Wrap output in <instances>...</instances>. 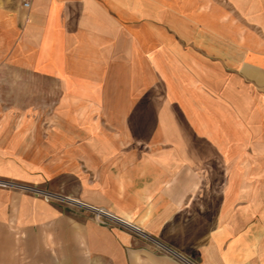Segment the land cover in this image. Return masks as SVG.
<instances>
[{
	"label": "crops",
	"instance_id": "1",
	"mask_svg": "<svg viewBox=\"0 0 264 264\" xmlns=\"http://www.w3.org/2000/svg\"><path fill=\"white\" fill-rule=\"evenodd\" d=\"M28 1L0 179L67 202L0 186V264H264V0Z\"/></svg>",
	"mask_w": 264,
	"mask_h": 264
},
{
	"label": "rangeland",
	"instance_id": "2",
	"mask_svg": "<svg viewBox=\"0 0 264 264\" xmlns=\"http://www.w3.org/2000/svg\"><path fill=\"white\" fill-rule=\"evenodd\" d=\"M22 86L24 87V85L22 84H15V83H0V107H4L5 105H24L25 103H30L31 101L34 102L33 100H30L28 98H23V95L26 94V89L22 88ZM28 92V91H27ZM30 101V102H29ZM36 120L39 119L40 123H46V115H35ZM18 183V182H17ZM21 184L22 186H27V187H31V189H25V188H21L24 191L27 192H32L34 194H37L39 196H41L42 198H44V194L33 189H39L41 191L44 192H48L51 194H55V195H60L62 196V194L59 193H55V192H51L49 190L43 189L37 185H32V184H28V183H18ZM49 201H54V202H67L65 200H59L57 198H50L48 199ZM94 218V216H93ZM95 219V218H94ZM100 224V223H99ZM111 222H109L108 224H102V225H110Z\"/></svg>",
	"mask_w": 264,
	"mask_h": 264
},
{
	"label": "built area",
	"instance_id": "3",
	"mask_svg": "<svg viewBox=\"0 0 264 264\" xmlns=\"http://www.w3.org/2000/svg\"><path fill=\"white\" fill-rule=\"evenodd\" d=\"M22 4L23 6L27 7L29 5V1L28 0H22ZM0 186L2 187H18V188H25V189H31V187H27V186H22L21 184H18L17 182L11 181V180H5V179H0ZM35 191L41 192L44 195V198H46L47 200L50 198H57L59 200H66V198L64 196H60V195H55V194H51L48 192H44L41 191L39 189H33ZM90 210L93 211V216L95 218V220L100 223V224H108L111 221H115L114 218L116 220H121L120 218H117L116 216L111 215L109 212L103 210L102 208H98V207H93V206H87ZM114 217V218H113ZM126 224H128L127 222H125ZM123 225V224H122ZM130 225V224H128ZM125 226V225H123ZM127 227V226H126ZM134 231H136L137 233L141 234L142 232H140L137 228H132ZM143 235V234H141Z\"/></svg>",
	"mask_w": 264,
	"mask_h": 264
},
{
	"label": "bare ground",
	"instance_id": "4",
	"mask_svg": "<svg viewBox=\"0 0 264 264\" xmlns=\"http://www.w3.org/2000/svg\"><path fill=\"white\" fill-rule=\"evenodd\" d=\"M113 218H114V217H113ZM114 220H115V221H118V222H120V223H124L125 225H127V224L125 223V221L116 220L115 218H114ZM129 226H130V225H129ZM130 227L134 228L133 226H130Z\"/></svg>",
	"mask_w": 264,
	"mask_h": 264
}]
</instances>
